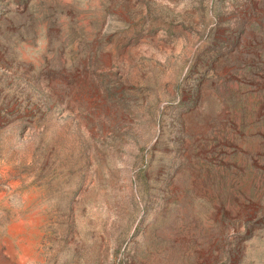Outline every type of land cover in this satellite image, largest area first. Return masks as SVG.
<instances>
[{
    "label": "rangeland",
    "instance_id": "obj_1",
    "mask_svg": "<svg viewBox=\"0 0 264 264\" xmlns=\"http://www.w3.org/2000/svg\"><path fill=\"white\" fill-rule=\"evenodd\" d=\"M0 264H264V0H0Z\"/></svg>",
    "mask_w": 264,
    "mask_h": 264
}]
</instances>
